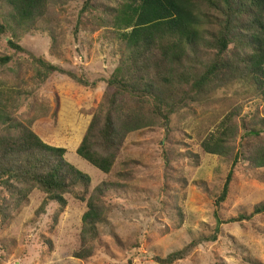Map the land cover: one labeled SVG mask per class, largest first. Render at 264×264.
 I'll list each match as a JSON object with an SVG mask.
<instances>
[{"label":"rangeland","instance_id":"1","mask_svg":"<svg viewBox=\"0 0 264 264\" xmlns=\"http://www.w3.org/2000/svg\"><path fill=\"white\" fill-rule=\"evenodd\" d=\"M84 3L67 0L58 7L54 40L47 30L19 39L36 57L68 73L53 72L45 78L29 54L8 45L10 32L0 34V55L12 57L4 68L5 86L20 92L13 94L17 116L22 121L43 117L34 128L52 145L65 148L66 159L92 178L86 200L65 194L67 206L57 216L56 202L40 210L46 199L42 190L33 188L21 201L0 185V264H159L156 257L164 258L193 241L197 245L173 264H264V213L228 221L264 201V168H254L247 159L264 146V132L260 137L249 133L260 130L254 121L264 117L253 84L236 81L208 99L188 100L167 121L154 119L152 125L130 132L111 172L104 174L76 149L90 113L114 91L107 79L120 54L99 25L108 0H91L83 12ZM182 97L176 94L178 104ZM54 112L53 124L48 116ZM144 112L151 118L154 106L148 103ZM228 114H233L239 131L233 143L239 159L233 168V157L207 154L200 145ZM187 153L198 155V163L186 158ZM231 170L229 197L218 208L216 198ZM102 183L109 187L102 202L107 221L99 225L95 255L81 260L74 252L81 247L82 217L88 197ZM219 220L224 223L218 229Z\"/></svg>","mask_w":264,"mask_h":264},{"label":"trees","instance_id":"2","mask_svg":"<svg viewBox=\"0 0 264 264\" xmlns=\"http://www.w3.org/2000/svg\"><path fill=\"white\" fill-rule=\"evenodd\" d=\"M66 2L0 0V34L10 32L8 45L16 52L29 54L45 78L53 72H68L36 57L20 45L19 39L34 30H47L54 40L58 7ZM90 6L91 0H85L83 12ZM104 7L105 16L99 25L116 42L120 54L118 66L107 79L108 87L114 91L90 113L76 149L83 160L102 173L111 172L130 132L152 125L154 119L162 117L167 121L169 114L186 106L188 100L208 99L225 86L245 79L253 84L264 106V0H108ZM11 59L0 55V185L21 201L27 200L33 188L42 190L46 199L40 210L56 202L57 216L67 206L65 194L86 200L92 178L66 159L65 148L52 145L34 128L40 126L43 117L22 121L17 116L18 101L13 94L20 92L5 86L4 68ZM177 91L183 95L180 104L175 99ZM148 103L154 106L151 118L144 112ZM55 115L48 116L53 117V124ZM232 115L228 114L200 145L207 154L233 157V168L239 159L233 146L239 131ZM254 125L260 130H249L250 136L260 137L264 117L255 119ZM185 157L194 163L199 161L198 155L187 153ZM247 159L254 168H264V146ZM232 182L233 170L216 198L218 208L227 201ZM108 189V184L102 183L87 199L81 247L74 252L78 259L87 261L95 255L99 225L107 221L102 202ZM263 213L264 201L251 212L228 221L251 220ZM222 223L219 220L218 229ZM196 245L193 241L155 260L173 264Z\"/></svg>","mask_w":264,"mask_h":264}]
</instances>
